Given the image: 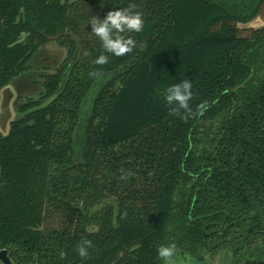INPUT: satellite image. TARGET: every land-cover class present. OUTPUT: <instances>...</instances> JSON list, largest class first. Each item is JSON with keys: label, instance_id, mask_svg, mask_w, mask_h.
Segmentation results:
<instances>
[{"label": "trees", "instance_id": "16d2710c", "mask_svg": "<svg viewBox=\"0 0 264 264\" xmlns=\"http://www.w3.org/2000/svg\"><path fill=\"white\" fill-rule=\"evenodd\" d=\"M130 3L144 27L122 34L136 47L117 57L89 22ZM257 17L264 0H0V104L42 47L67 52L0 126V249L15 264H164L162 245L198 258L232 245L234 264H264ZM185 79L203 115L169 114L166 89Z\"/></svg>", "mask_w": 264, "mask_h": 264}, {"label": "clouds", "instance_id": "9594fccd", "mask_svg": "<svg viewBox=\"0 0 264 264\" xmlns=\"http://www.w3.org/2000/svg\"><path fill=\"white\" fill-rule=\"evenodd\" d=\"M137 5L130 3L128 7L111 10L107 12L105 18L99 19L93 16L89 22L91 32L99 38L104 52L117 57L127 55L136 47V41L132 38H125V32L139 33L143 30V14L137 11ZM109 62V56L101 54L93 63L104 65ZM101 73L97 70L89 72L90 77H98ZM193 97L192 83L185 79L181 83L172 85L166 89L165 99L170 107V115H178L183 110L186 116L203 115L207 110V102L197 106L193 112L190 100ZM93 247L91 240L82 239L76 246V251L81 258L89 256V249ZM158 256L165 261V264H174L173 258L176 255V245L174 243L167 246L162 245L158 248Z\"/></svg>", "mask_w": 264, "mask_h": 264}, {"label": "rangeland", "instance_id": "374dc122", "mask_svg": "<svg viewBox=\"0 0 264 264\" xmlns=\"http://www.w3.org/2000/svg\"><path fill=\"white\" fill-rule=\"evenodd\" d=\"M263 19L257 17L249 25H263ZM66 50L56 41H51L42 47L34 56L28 71L15 78L12 83L2 89L0 104V126L3 130L10 127V121L20 116L18 108L30 98L39 99L44 92V75L55 71L66 57ZM55 224V221L52 222ZM224 245L219 248L203 251L202 258L184 254L176 250L173 258L174 264H226V253L231 261H237V256L232 251H227ZM165 264V261H164Z\"/></svg>", "mask_w": 264, "mask_h": 264}, {"label": "flooded vegetation", "instance_id": "af4514ba", "mask_svg": "<svg viewBox=\"0 0 264 264\" xmlns=\"http://www.w3.org/2000/svg\"><path fill=\"white\" fill-rule=\"evenodd\" d=\"M249 231H252V228L250 227L249 228ZM239 248V247H238ZM257 248V252L255 251V249ZM225 249L227 250V251H232L233 252V255H234V248H233V246L232 245H228V246H226L225 247ZM226 251V252H227ZM253 253H254V255H255V257L258 259V260H260V261H263L264 260V248L261 246V245H255L254 246V248H253ZM257 254L259 255V257L257 256ZM227 256L229 257V259H230V255H229V253H226V257H225V263H226V258H227ZM264 262V261H263ZM230 264H234L232 261H231V259H230Z\"/></svg>", "mask_w": 264, "mask_h": 264}, {"label": "water", "instance_id": "95a60500", "mask_svg": "<svg viewBox=\"0 0 264 264\" xmlns=\"http://www.w3.org/2000/svg\"><path fill=\"white\" fill-rule=\"evenodd\" d=\"M255 251L257 252V248L255 249ZM257 256L259 257L258 254H257ZM0 263L1 264H15L13 259L10 256L9 250L7 248L0 249ZM226 264H230V259L228 256L226 258Z\"/></svg>", "mask_w": 264, "mask_h": 264}]
</instances>
